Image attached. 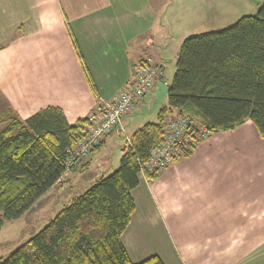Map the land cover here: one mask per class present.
<instances>
[{
	"label": "crops",
	"instance_id": "0c3cea01",
	"mask_svg": "<svg viewBox=\"0 0 264 264\" xmlns=\"http://www.w3.org/2000/svg\"><path fill=\"white\" fill-rule=\"evenodd\" d=\"M172 10L169 0H0V133L13 117L49 107L73 125L101 101H114L140 63L158 59L165 71L166 56L177 51L169 25L185 14L176 9L171 18ZM149 107L138 103L133 114ZM136 120L129 116L126 126ZM146 123L136 122L133 134ZM111 145L94 182L115 171L123 155L117 133L40 200L80 185L95 155ZM138 179L122 236L134 264L151 256L164 264H264V137L252 121L206 138L157 180Z\"/></svg>",
	"mask_w": 264,
	"mask_h": 264
},
{
	"label": "trees",
	"instance_id": "16d2710c",
	"mask_svg": "<svg viewBox=\"0 0 264 264\" xmlns=\"http://www.w3.org/2000/svg\"><path fill=\"white\" fill-rule=\"evenodd\" d=\"M159 82L164 84L163 77ZM155 95L145 101L148 106L156 104ZM166 97L157 121L140 127L130 147L122 146L118 168L74 197L42 230L0 258V264H134L122 243L136 208L132 192L141 172L149 182L158 179L160 173L151 174L146 166L165 143L175 111L199 129L189 134L173 162L189 158L206 138L247 121L264 137V0L257 14L231 27L186 38ZM90 126L88 117L70 125L54 107L10 120L0 133V231L59 183L68 172L69 151ZM139 264L164 263L151 256Z\"/></svg>",
	"mask_w": 264,
	"mask_h": 264
},
{
	"label": "rangeland",
	"instance_id": "374dc122",
	"mask_svg": "<svg viewBox=\"0 0 264 264\" xmlns=\"http://www.w3.org/2000/svg\"><path fill=\"white\" fill-rule=\"evenodd\" d=\"M169 2L175 4V10L178 9V14H181L180 11L185 9L184 18L181 17L182 23L178 25L171 22L168 29V31L173 33L177 39V43H175L177 44L176 48L178 51L181 41L190 36L219 32L233 26L244 16L257 14L263 0H169ZM175 10H172L169 14L171 18L175 15ZM163 29L166 33L165 27ZM177 51L174 52V55L166 56L165 71H162V74H164L163 82L165 85L171 84L175 72V54ZM155 60L153 63L157 65L155 62L158 61ZM161 77L162 76L159 78ZM165 105L166 102L162 100L155 105H150L148 111L143 112L138 116L132 114L131 119L137 117L136 122L138 123L144 120L148 123H154L157 121L159 110ZM96 107L93 108V110H95ZM178 116L179 114L177 115V112L175 111L171 121L175 120ZM136 122L134 121L131 126H126L127 133L131 137L135 130ZM204 130L205 128H203V134H205ZM121 142L122 145H125L122 139ZM113 151V146L111 145L105 147L104 150L95 155L94 166L91 169L90 176H88V178L86 175V178L84 180L82 179L80 185L73 189H67V187H64L62 191H58V189L55 188L49 196H46L43 200L37 202L22 218L6 222L0 231V258H6L18 246L25 243L34 234L42 230L44 226H46L62 209L71 204L74 197L79 196L87 189L85 185L90 187L94 183L96 178L95 174L98 169H102V164L105 163L103 158L106 153H111ZM173 163L174 162L168 167ZM88 183L89 185H87Z\"/></svg>",
	"mask_w": 264,
	"mask_h": 264
},
{
	"label": "built area",
	"instance_id": "2783aa9c",
	"mask_svg": "<svg viewBox=\"0 0 264 264\" xmlns=\"http://www.w3.org/2000/svg\"><path fill=\"white\" fill-rule=\"evenodd\" d=\"M162 71L163 69L151 59L140 63L132 83L114 101H101L97 105L96 109L87 116L91 124L90 128L86 129L81 142L69 151L67 171L74 169L81 159L87 157L113 133H117L127 147L131 146L132 139L127 133L126 120L135 112L138 103L154 96L159 77L163 75ZM197 129H199L197 124L191 122L186 114L170 121L165 133V143L161 148L153 151L151 160L146 166L149 173H160L167 168L175 157L181 154L189 134Z\"/></svg>",
	"mask_w": 264,
	"mask_h": 264
},
{
	"label": "water",
	"instance_id": "95a60500",
	"mask_svg": "<svg viewBox=\"0 0 264 264\" xmlns=\"http://www.w3.org/2000/svg\"><path fill=\"white\" fill-rule=\"evenodd\" d=\"M168 91H169V88L165 84L158 82L157 88H156V95H155L156 104L161 102L163 99H165V97L168 94Z\"/></svg>",
	"mask_w": 264,
	"mask_h": 264
}]
</instances>
